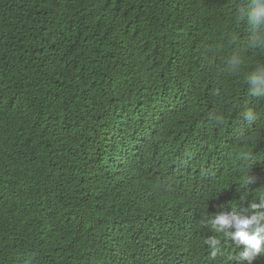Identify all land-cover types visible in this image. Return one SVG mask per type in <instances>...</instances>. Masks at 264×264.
I'll return each instance as SVG.
<instances>
[{
    "label": "trees",
    "instance_id": "16d2710c",
    "mask_svg": "<svg viewBox=\"0 0 264 264\" xmlns=\"http://www.w3.org/2000/svg\"><path fill=\"white\" fill-rule=\"evenodd\" d=\"M246 2L0 0V264H240L211 216L264 195Z\"/></svg>",
    "mask_w": 264,
    "mask_h": 264
},
{
    "label": "clouds",
    "instance_id": "9594fccd",
    "mask_svg": "<svg viewBox=\"0 0 264 264\" xmlns=\"http://www.w3.org/2000/svg\"><path fill=\"white\" fill-rule=\"evenodd\" d=\"M237 18L247 26L248 35L240 50L229 55L224 63V68L230 72L240 69L243 64L241 53L244 50L264 51V0H247L246 4L237 10ZM245 82L250 96L264 98V64H257L248 71L245 74ZM242 117L246 121L254 122L257 113L249 108L242 113ZM214 119L217 123H223L221 116H215ZM213 190L218 191L217 188ZM211 227L240 249L234 260L240 264H257L258 257L264 256V195L256 200L244 202L240 209L218 211L211 216ZM205 243L211 249L210 255L215 258L220 252L221 241L210 237Z\"/></svg>",
    "mask_w": 264,
    "mask_h": 264
}]
</instances>
